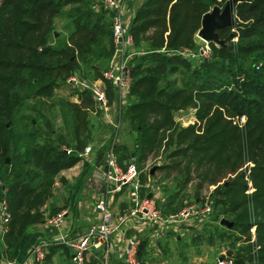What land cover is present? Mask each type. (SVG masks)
<instances>
[{
    "label": "trees",
    "instance_id": "obj_1",
    "mask_svg": "<svg viewBox=\"0 0 264 264\" xmlns=\"http://www.w3.org/2000/svg\"><path fill=\"white\" fill-rule=\"evenodd\" d=\"M217 1L145 0L136 9L129 25L135 53L128 61L132 83L126 103L104 79L110 102L120 110L119 121H127L135 133L133 147L116 142L114 149L124 167L163 154V163L153 166L154 173L149 171L152 176L158 170L175 171L187 183L196 180L198 188L216 185L208 198L215 219L231 213L234 231L248 239L255 227V239L245 250L224 256L234 264H264V0H235L237 23L218 29L225 43L210 41L211 58L198 63L176 52L196 47L202 17ZM62 14L67 33L57 37L55 21ZM106 17L89 0H0V181L12 212L4 234L10 258L18 254L28 227L61 209L54 205L47 215L43 206L53 195L60 171L82 159L80 152L87 146L83 134L89 137L93 123L90 113L101 111L87 89L74 90L78 98L66 100L74 125L75 147L69 153L61 146L66 133L57 135L52 129L37 144V134L17 110L26 98L54 96L76 71L104 78L101 67L90 73L80 61L92 56L97 45L109 46L97 56L108 59L115 54L112 22L110 27ZM183 62L195 67L188 80L176 88L162 84V78ZM189 107L195 109L196 119L185 125L176 112ZM51 134L59 143L49 139ZM11 150L19 157L7 162ZM157 190V204L165 214L183 207L165 209L163 192ZM146 242L142 239L138 255Z\"/></svg>",
    "mask_w": 264,
    "mask_h": 264
},
{
    "label": "built area",
    "instance_id": "obj_2",
    "mask_svg": "<svg viewBox=\"0 0 264 264\" xmlns=\"http://www.w3.org/2000/svg\"><path fill=\"white\" fill-rule=\"evenodd\" d=\"M105 7L111 13L112 32L115 46L121 50L126 58L120 60L119 66H115L103 71L104 78H88L80 75L79 72L72 73L67 78L73 90L87 89L91 92L97 107L101 109L103 118L113 126H118L120 110L117 106L110 102L107 93L104 79H108L117 88L118 94L125 100V96L129 91L132 83V75L128 66L130 57L135 53L134 38L129 31V23L126 21V15L123 10V0H104ZM198 35V32L197 34ZM199 36V35H198ZM200 37V36H199ZM206 44L197 47L183 46L176 52L196 60H203L210 57L211 46L210 42L203 39ZM127 51V52H126ZM245 116H242V121ZM67 151L69 148L64 147ZM94 148L87 145L80 152L81 156H91ZM105 167V188L100 192V196L95 201V206L99 212L97 221L93 222L86 231L66 237V241L73 252V262L83 264L86 260L87 251L93 247H100L108 244L111 241L112 235L119 227L129 221L131 217H137L139 221L149 222L151 227L156 226L161 228V224H174L181 226L197 224L201 228L205 223L208 215L213 209L212 202L206 199L205 202H191L184 205L177 211L165 214L157 204L155 196H149L148 192L142 194V169L135 161H130L124 167L118 158L114 149V145L107 147L104 150ZM127 190L130 208L116 214L112 207L110 195L113 192H123ZM67 210L62 209L53 215H48L46 221L52 226L61 228L64 223V217ZM12 218V212L9 208L8 200L4 197L0 204V231L5 234L9 229V221ZM252 232L255 234V227H252ZM63 235V234H62ZM64 237V236H61ZM138 237L129 238V248H126L127 261L130 264H137L136 248L138 246ZM30 259L18 261L16 259L0 258V264H35L43 261L46 258L45 247L42 243H36L30 254ZM218 264H234V259L227 256H221L218 259Z\"/></svg>",
    "mask_w": 264,
    "mask_h": 264
},
{
    "label": "rangeland",
    "instance_id": "obj_3",
    "mask_svg": "<svg viewBox=\"0 0 264 264\" xmlns=\"http://www.w3.org/2000/svg\"><path fill=\"white\" fill-rule=\"evenodd\" d=\"M89 2L92 4L93 8L98 13H106V20L111 27V15L110 11L105 7L104 0H89ZM227 0H219L213 6L217 5L221 8H223L226 4ZM78 8V2L75 4ZM81 3L79 6V9L82 10L84 6ZM95 5V6H94ZM97 6V7H96ZM212 6V8H213ZM65 8H69V5H67ZM211 8V9H212ZM67 20L66 16L62 14L61 16H58L56 18V28H57V37L66 35V30L64 29V23ZM235 41H237V37L234 38ZM196 41L197 45L196 47L199 48L202 45H205L206 42L203 40V38L196 35ZM115 46V43H114ZM109 46L107 44H104V48H102L101 45L96 46V51L92 56H89L87 58L81 59L80 66L84 68L85 70L89 71L90 73L95 72V68H100L103 70L119 66L120 61L123 60L119 56V62L117 64V61L112 55L110 58H106L103 56H97L99 52H105ZM115 53L118 50L115 46ZM138 49H145V47H139ZM142 51V50H141ZM183 58L187 59L189 57L184 56L179 53ZM212 56V50L210 52V57ZM208 59V58H206ZM198 63H201V60H198ZM194 66L186 65L183 63H180L179 69L174 72H168L161 80V83L164 85H169L171 88H176L179 86H182L190 77L192 70L194 69ZM79 72V71H78ZM80 73V72H79ZM82 75V73H80ZM66 82V81H65ZM78 98V92L73 90V87L69 83H62L60 84L56 90L54 96L50 98H26L24 104L21 108L17 110L19 114H22L23 117L27 122L30 123L32 130L35 131L37 134V140L40 144L44 141V135L47 133H53L52 129H55L54 133H66L67 135V141H64L61 143V146L67 147L70 149V151H67L71 153L74 151V125L72 121V111L70 110V105L67 104L66 100L69 99L71 101H74ZM127 100V99H126ZM123 102L126 103L125 100L122 99ZM195 109L192 107L184 108L176 112L177 118L183 123V124H189L193 121H195ZM64 113L68 115V120L64 119ZM91 119H93L92 127L89 129V137L86 138V133L83 134L87 145H91L94 148V152L91 156L85 157L82 156L81 162H90L92 164L97 163L98 161V155L100 152L106 150L107 147H110L111 145H114L116 143V139L112 138L114 128L108 124V122L103 118V114L101 111H94L90 113ZM246 119V117H245ZM245 121V120H244ZM10 123V122H9ZM8 123V124H9ZM124 127V138L127 143L134 144V138L135 133H132L129 128V124L127 121H123ZM116 128V127H115ZM56 134H51V139L54 143H59L58 136ZM130 146V145H129ZM133 147V145H131ZM130 146V147H131ZM19 154H16L10 151V153L7 155V159L11 161L12 158H18ZM38 158V156H36ZM163 154L152 157L148 162L141 163L139 166L142 169V182L144 181L145 185L143 188L147 189H159L161 188L163 195L160 199L161 206H163L165 209H177L181 206H184L191 203V202H202L205 199H208L210 196V193L215 188L216 185H204L201 188L197 187L196 180H193L191 182H185L182 176L175 173V171L167 172L164 170H158L156 171L155 175H151L149 172L151 168L155 165H158L159 163H163ZM9 161V162H10ZM35 160H33L34 162ZM105 162V155L98 163L104 164ZM8 169L6 170L7 173ZM60 177V173L57 176ZM161 185V187H160ZM55 190H59L60 186H55ZM144 190V191H145ZM56 192V191H54ZM114 193L112 192L110 195V200L113 197ZM100 196L99 192L92 193V199L97 200V198ZM172 198V199H171ZM49 206V204H48ZM54 205H51L50 207H43L46 210L47 215L49 214L50 210L52 209ZM49 208V210H48ZM124 208L122 209V211ZM97 211V209H96ZM98 212V211H97ZM174 212V211H172ZM53 215V214H52ZM99 215V212H98ZM224 217L228 220H233V215L231 213H226L220 216ZM213 218V219H212ZM216 218V214L210 213L208 215V218L206 219L205 223L207 226L204 227V224L202 225V230H197L195 223L194 225H190L187 227L188 233H189V241L193 244L192 247L189 248V255L193 254L192 256H195L198 258V255H201L202 251L200 252V249L202 246L211 244L216 247H227L232 248L235 252H239L240 250L247 247V243L254 241L255 234H253L251 239L247 238V235L245 233H238L236 230L234 231L235 224L232 226L226 225L224 223H221ZM141 229H152V234L157 239H162L166 231L171 230L175 233L178 231L179 226L174 224H161V229H153L149 222H138ZM64 225V223H63ZM199 229V228H198ZM252 231V230H251ZM198 232V234H196ZM253 233V232H252ZM114 233L111 237L113 239ZM200 234H203L202 236ZM195 235L198 236V239H196ZM211 239L213 241L211 242ZM164 239V238H163ZM219 258V257H218ZM248 264V263H246Z\"/></svg>",
    "mask_w": 264,
    "mask_h": 264
},
{
    "label": "crops",
    "instance_id": "obj_4",
    "mask_svg": "<svg viewBox=\"0 0 264 264\" xmlns=\"http://www.w3.org/2000/svg\"><path fill=\"white\" fill-rule=\"evenodd\" d=\"M144 1L123 0V10L129 25L136 9ZM119 56L126 58L121 50H117L113 57V60L115 59L117 64L120 61ZM123 121L120 117L119 124L116 126L115 132L112 135V138L116 139V142H125L121 141L125 140L122 138L126 137L123 134L124 127L122 129ZM132 142L128 144L131 146L133 145ZM103 167H105V162L104 164L98 162L92 164L88 161L83 163L80 160L74 166L62 169L60 171V177L56 178L54 184V187L57 185L60 188L58 191L53 188V195L43 207L57 205L61 207L60 210H67L64 217V225L61 228H57L46 220L32 224L21 236L18 254L14 258L7 256V244L4 241V234L0 231V258L16 259L18 261L29 260L32 247L36 243H42L45 247L47 257L43 261L36 262L35 264H76L73 262V252L66 241V237L78 235L86 231L93 222L97 221L98 212L95 206L96 200L92 199V193H100L102 191L101 189L105 188V180L95 176L96 171ZM62 177H64V180ZM2 182L0 181V204L2 199L6 197V186ZM142 184L143 186L145 185L144 181ZM146 192L149 194L152 193V196L155 197L160 193L157 188H149ZM111 203L116 214L122 213L123 208V211L129 210L130 202L127 190L115 193L111 198ZM138 222L137 217H131L129 221L122 224L115 231L116 234L108 244L89 249L84 264H130L126 256V248L130 247V237H138L139 239L136 248V257L138 256L137 264H218V257L223 256L224 253L234 254L233 249L207 244L201 247L200 252L202 251V253L197 258L192 256L193 254L189 255V248L193 246L189 241L187 229L190 225L188 226L185 223L179 226L181 228L176 233L168 230L163 236L164 239H157L153 236L152 229H141ZM193 227H197V225ZM152 228L155 230L161 229L156 226ZM201 228L198 229L197 227V230H202ZM200 235L202 236L203 234ZM195 237L198 239L197 235ZM142 239L147 240V242L145 248L139 250L138 255V248Z\"/></svg>",
    "mask_w": 264,
    "mask_h": 264
},
{
    "label": "water",
    "instance_id": "obj_5",
    "mask_svg": "<svg viewBox=\"0 0 264 264\" xmlns=\"http://www.w3.org/2000/svg\"><path fill=\"white\" fill-rule=\"evenodd\" d=\"M236 23H237V19L235 13V0H227L223 8L215 5L211 10L204 13L202 17V25L198 31V35L208 42L214 41L217 44H223L225 43V39L220 37L218 33V29L224 28L229 25H234ZM103 157H104V152L102 151L99 153L97 161L99 162L100 159H102ZM9 161L10 160L7 159V162ZM106 170L107 167H103L102 169L96 171L95 176L103 180L105 178L104 172ZM154 171H155V167L151 169V173H154ZM101 190L103 191L104 189ZM149 196H152V193H150ZM220 222L229 226L235 224L233 220H228L225 219L224 217L220 219Z\"/></svg>",
    "mask_w": 264,
    "mask_h": 264
}]
</instances>
